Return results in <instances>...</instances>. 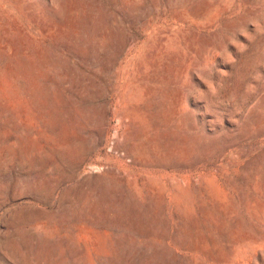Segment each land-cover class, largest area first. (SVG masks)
Segmentation results:
<instances>
[{
	"label": "rangeland",
	"instance_id": "374dc122",
	"mask_svg": "<svg viewBox=\"0 0 264 264\" xmlns=\"http://www.w3.org/2000/svg\"><path fill=\"white\" fill-rule=\"evenodd\" d=\"M0 264H264V0H0Z\"/></svg>",
	"mask_w": 264,
	"mask_h": 264
}]
</instances>
